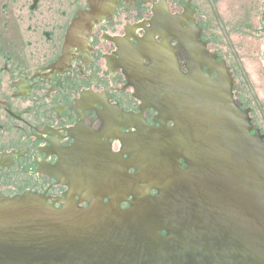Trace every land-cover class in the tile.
Wrapping results in <instances>:
<instances>
[{
	"label": "flooded vegetation",
	"instance_id": "af4514ba",
	"mask_svg": "<svg viewBox=\"0 0 264 264\" xmlns=\"http://www.w3.org/2000/svg\"><path fill=\"white\" fill-rule=\"evenodd\" d=\"M225 69L264 141V0H0V199L86 208L143 187V155L188 169L168 91Z\"/></svg>",
	"mask_w": 264,
	"mask_h": 264
},
{
	"label": "water",
	"instance_id": "95a60500",
	"mask_svg": "<svg viewBox=\"0 0 264 264\" xmlns=\"http://www.w3.org/2000/svg\"><path fill=\"white\" fill-rule=\"evenodd\" d=\"M220 73L174 77L168 91L176 130L195 147L188 169L143 155V187L111 190L109 204L94 196L86 208L32 193L0 199V264H264V141Z\"/></svg>",
	"mask_w": 264,
	"mask_h": 264
},
{
	"label": "rangeland",
	"instance_id": "374dc122",
	"mask_svg": "<svg viewBox=\"0 0 264 264\" xmlns=\"http://www.w3.org/2000/svg\"><path fill=\"white\" fill-rule=\"evenodd\" d=\"M242 62H243V65L245 64V69H246L247 72H251L253 74V73H255V69H257L258 72H260L259 69H258V67H257L258 64H255L253 66L252 61L249 58L246 57V59L244 61H242ZM231 66L238 73L237 67H236V65H235L234 62L232 63ZM260 76H261L260 73H259L258 76H257V74L256 75L254 74V78H256L257 80H259V79L261 80V77Z\"/></svg>",
	"mask_w": 264,
	"mask_h": 264
}]
</instances>
